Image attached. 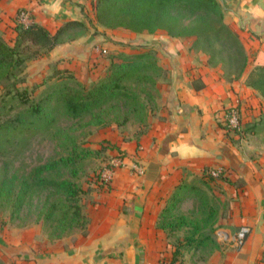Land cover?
<instances>
[{"label":"crops","instance_id":"0c3cea01","mask_svg":"<svg viewBox=\"0 0 264 264\" xmlns=\"http://www.w3.org/2000/svg\"><path fill=\"white\" fill-rule=\"evenodd\" d=\"M217 1L225 24L238 34L249 54L245 73L227 81L205 55L189 50L190 40L169 38L162 31L130 38L131 45H143L142 51L154 48L165 73L156 83V106L146 130L138 135L137 126L134 140L126 147V163L138 162L143 174L128 166L116 169L111 186L95 191L85 205L87 229L73 243L63 240L59 249L52 248L48 264H156L170 258L172 247L157 228L159 215L180 182L206 176L208 170L223 172L220 179L208 181V196L221 203L220 208L214 206L213 248L196 260L207 244L177 264H264V139L258 135L264 99L245 83L252 70L264 66V0ZM22 9L30 23L51 34L67 21L96 27L94 0H1L0 24L11 27L12 37L14 20ZM106 37L128 41L115 30L105 37L88 31L73 42L59 43L46 59L55 63L83 59L86 65L94 57L89 47L98 41L107 45L111 41ZM124 48L115 47L120 52ZM75 64L63 61L55 69L70 73ZM230 107H237L242 130L255 129L243 134L227 130L223 117ZM214 183L218 189L213 192ZM242 227L250 232L238 246L235 237Z\"/></svg>","mask_w":264,"mask_h":264},{"label":"trees","instance_id":"16d2710c","mask_svg":"<svg viewBox=\"0 0 264 264\" xmlns=\"http://www.w3.org/2000/svg\"><path fill=\"white\" fill-rule=\"evenodd\" d=\"M17 16L18 13L14 20L16 35L13 46L0 38V83L6 82L22 98V94L17 92V85L24 83L20 77L24 59L20 57L19 49L32 45L39 49L35 57L41 56L52 51L65 33L85 26L78 21H67L51 34L34 22L18 23ZM94 17L99 26L109 31L117 28L137 34L162 31L169 38L189 39L192 41L189 50L205 55L208 64L218 67L227 81L240 78L248 65L249 54L238 34L225 24L224 12L217 0H95ZM153 55L152 50L130 56L119 55L109 63L104 77L89 87L80 84L67 70H56L49 79L54 82L46 86L42 91L43 99L31 106L26 117H14L0 124V150L5 145L15 144L21 133H32L52 125L51 113L45 111V103L54 104L52 112L61 106L71 119L97 118L100 114L95 113L113 110L116 116L111 124L121 128L134 117L140 129L138 135L142 134L156 106L150 91H156L159 73L165 74ZM47 81L45 78L41 85L45 86ZM245 83L264 99V66L252 70ZM138 89L144 97L139 95ZM261 125H264V115ZM255 127L242 130L241 134ZM92 154L73 147L66 156L35 166L21 178L16 175L9 177L5 166L0 180V203L9 205L11 215L17 216L36 192L50 190L51 196L58 198L45 202L44 220L55 239L74 230L84 232L88 219L82 198L85 199L88 193L83 191L77 178L81 161ZM63 171L68 178L61 177ZM94 177L91 186L98 191L103 188L101 173ZM210 179L203 174L191 181L184 180L167 199L157 221V228L165 232L168 241L174 239L170 244V260H165L167 264H177L186 254L195 253L213 242L216 211L207 194ZM189 199L204 208L206 215L203 220L177 214ZM178 233H183V236L179 238ZM261 262H264V251Z\"/></svg>","mask_w":264,"mask_h":264},{"label":"rangeland","instance_id":"374dc122","mask_svg":"<svg viewBox=\"0 0 264 264\" xmlns=\"http://www.w3.org/2000/svg\"><path fill=\"white\" fill-rule=\"evenodd\" d=\"M94 26L96 27L91 26L89 29L80 28L68 31L61 38L60 44L73 42L88 31L93 36L102 37H105L109 31L99 26L96 21ZM10 28V26L2 28L0 24V38L7 45L13 46L14 37L10 33ZM115 32L120 39L128 41H113L108 38L109 34L106 39L108 38L111 42H108L107 45H104L103 41L92 43L89 47V54L94 55V57L90 56L86 65L83 59L74 61L73 58L70 60L61 59L55 63L50 59H46V55L50 52L35 57L39 52L37 47L32 45L21 47L19 55L24 59V70L20 77L24 80V83L17 85V92L22 94V98L14 90L10 89L6 82L0 83V124L14 117L23 118L27 116L31 106L35 105L40 99H43L42 91L48 84L54 82V80L49 81V79L52 78L56 71L55 68L61 62L63 63L64 61L67 64L76 63L74 70L70 73L80 84L89 87L93 82L104 77L109 63L117 56H130L143 52L140 49L143 45L138 44L134 46L130 43V40H132L130 38L138 36L137 33L122 28L115 29ZM117 45L125 47L122 52L115 49ZM103 50L105 54L102 53ZM149 50L153 51V56L158 62L157 52L154 48H150ZM216 68L218 69V67ZM164 76L163 72L159 73L156 81L164 79ZM222 77L226 79V76L222 75ZM45 78L48 80L47 84L42 86L41 83ZM140 91V89L137 90L139 95L141 94L144 97V94L140 93ZM150 92L156 98L157 89L155 92ZM44 105L45 111L51 113L52 125L32 133H21L17 136L15 144L5 145L0 150V180L3 178V168L5 166H7L9 177L16 175L21 178L26 176L35 166L58 159L60 156H66L73 147L77 151H90L93 154L81 161L79 165V177L77 178V182L83 191L88 193L85 199L82 198V201L86 205L87 202L91 201L92 195L95 192V188L93 189L91 186L95 178L94 176L107 170L108 164L112 160L118 158L128 159L126 147L134 140L133 134L138 126V120L132 117L126 126L118 129V127L116 128L111 124L114 116H116L113 110H107L111 112H97L95 114H100L97 118L84 116L79 119H71L66 116L61 106L52 112L50 110L54 104L48 105V103H45ZM104 124L108 125L104 126ZM263 130L264 125H260L258 135L262 134V137L260 136L262 140L264 139ZM61 177L68 178L69 176L63 171L61 172ZM212 186L214 188L213 192L217 191L216 184L214 183ZM51 194L50 190L36 192L29 204L17 216L11 215L9 205L0 203V264H48V255L52 248H54V251L59 249L63 240L64 242L73 243L76 240V235L82 233L81 230H74L71 233L63 234L59 239H55V235L49 229L48 222L44 220L45 202H48V199L55 200L58 198L51 196ZM213 196L214 198H218L217 195L213 194ZM215 200H212V205L220 208V199H217L219 201ZM177 214L203 220L206 211L199 206L197 201L189 199L180 207ZM206 228H209V225H206ZM177 235L181 238L183 233H178ZM173 241V238L170 239L169 244L172 245ZM66 246L68 244L65 243L64 247ZM212 248L213 246L209 243L208 249L203 248L201 252L196 254L195 259H203L210 251L209 249ZM262 255L263 252L261 257ZM186 258L189 259L188 256ZM164 260L168 262L170 258H165Z\"/></svg>","mask_w":264,"mask_h":264},{"label":"built area","instance_id":"2783aa9c","mask_svg":"<svg viewBox=\"0 0 264 264\" xmlns=\"http://www.w3.org/2000/svg\"><path fill=\"white\" fill-rule=\"evenodd\" d=\"M17 21L20 24H29V14L26 10H20L18 12ZM102 53L105 54L103 50ZM224 127L232 132L241 133L242 131V124H241V117L237 107H230L225 111L223 117ZM128 166L129 169L137 175L143 174V169L141 168L140 164L136 161H131L129 164L126 163V159H114L108 164L107 170L101 172V184H103L102 189H108L111 186L112 175L114 171L118 168ZM223 175L221 170H208L206 172V176L212 179H218ZM249 228L242 227L238 230L235 242L238 246H241L246 238V235L249 233ZM156 264H167L164 259H160Z\"/></svg>","mask_w":264,"mask_h":264}]
</instances>
